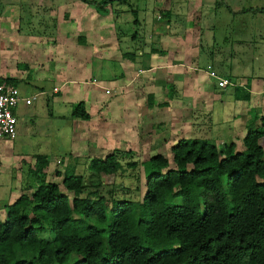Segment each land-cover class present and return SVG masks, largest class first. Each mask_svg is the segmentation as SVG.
Wrapping results in <instances>:
<instances>
[{
  "label": "trees",
  "instance_id": "obj_1",
  "mask_svg": "<svg viewBox=\"0 0 264 264\" xmlns=\"http://www.w3.org/2000/svg\"><path fill=\"white\" fill-rule=\"evenodd\" d=\"M72 116L89 119L82 103ZM245 128L240 149L180 138L172 161L161 154L142 161L140 202L107 198L100 182L90 190L77 159L64 171L62 191L45 180L50 158L37 156L36 189L0 217V264H264V115ZM132 153L89 159L87 170L114 176L121 154ZM47 229L49 238H41Z\"/></svg>",
  "mask_w": 264,
  "mask_h": 264
},
{
  "label": "crops",
  "instance_id": "obj_2",
  "mask_svg": "<svg viewBox=\"0 0 264 264\" xmlns=\"http://www.w3.org/2000/svg\"><path fill=\"white\" fill-rule=\"evenodd\" d=\"M126 1H114L122 3L121 10H114L112 1L103 6L96 0H0V80L16 84L23 97L38 96L29 106H17V124L19 118L26 120L31 114L39 97L45 102L51 99L60 115L62 108L68 110L59 118L76 130L68 154L105 158L114 151L125 153L139 146L160 154L161 147L172 146L181 138L175 131L190 128L192 118L186 116V110H200L210 98L221 100L220 94L229 86L236 87L227 78L231 72L217 76L227 81L225 88L213 85L216 79L212 77V83L199 82L193 58L200 59L204 51L194 28L206 21L205 28L210 25L213 29V17H217L209 11L213 7L217 15L222 10L223 25L218 23V30L228 34L234 19L255 12L262 16L259 8L240 10L251 0H237L239 7L234 11L227 2L221 7L188 0L183 8L188 14L182 21L175 15L176 0H152L149 8L142 9L148 14L149 29L136 20L138 13L126 22L124 9L135 8ZM152 11L159 14L156 20ZM238 33L231 30V34ZM260 88L261 96L264 90ZM180 97L186 99L180 102ZM144 100L150 108L146 113ZM80 103L88 120L72 116L73 107ZM193 103L197 107L192 108ZM232 119L235 126L239 118ZM14 141L0 142L3 163H17Z\"/></svg>",
  "mask_w": 264,
  "mask_h": 264
},
{
  "label": "rangeland",
  "instance_id": "obj_3",
  "mask_svg": "<svg viewBox=\"0 0 264 264\" xmlns=\"http://www.w3.org/2000/svg\"><path fill=\"white\" fill-rule=\"evenodd\" d=\"M96 1H102L103 3L109 0ZM114 1L112 0L111 2L113 9L117 10V8H120L121 10L122 3L116 2L114 4ZM236 1L204 0V3L207 6L210 3H213V5L218 3L222 7L227 2L228 5L230 3V9L233 8L232 11H234V9L239 7H236ZM176 2L178 9L176 7L175 15L182 21L188 14V12L183 11L188 0H176ZM251 2V4L250 2H244L240 6V10L252 8L254 9L253 11H256L259 8L260 11L258 12H261L262 16L255 15V12L254 15H252L253 13L250 15L249 13L239 20L238 18L234 19L235 22H231L232 26L227 28L230 30L228 34H222V29L218 30L216 25L218 23L223 25L221 17L219 18L222 10L217 15L215 9L213 12V7L211 9L208 8L211 11V15L213 13L214 16H217L216 20L213 17V29H210V25L205 28L206 21L200 27L194 28L195 33L198 34L200 49L204 51L201 53L203 57L200 59L197 58L195 61V58H193L194 67L197 69L194 70V73L200 76L199 82L201 84L212 83L214 80L210 77V72L224 77L226 76V72H231L232 74L227 78L236 87L229 86L223 95L220 94L221 100L215 97L210 98L206 101L205 107H201L200 110L193 109L192 112L186 110V116L191 115L192 118L189 125L190 128H183V131L180 132L178 130L179 132L175 131L174 134L179 137L181 136V138L206 139L212 143H216L220 152H223L226 144L230 142L235 143L237 148L240 149L242 139L246 135L245 127L247 121H252V117L255 114L264 115V102L261 99V97H264V92L261 96L258 92L261 89L260 87L264 90V0H251ZM126 4H132L135 7L132 11L129 10V7L124 9L122 16L126 19V22L128 23L136 10L138 13L136 20H139L142 27L149 29V25H146V22H148L146 16L148 14L146 11L142 12V9L149 8L152 5V0H128ZM42 11L44 14L50 15V11L46 9ZM152 13H154L153 18L156 20L159 14L153 11ZM115 17L117 18V15ZM197 18H199V14H197ZM120 20H123L121 15ZM119 25L120 29H122L121 21ZM129 29L130 27L128 26L127 30ZM234 29L239 30L240 33L237 35L231 34V30L234 32ZM214 82L212 83L213 85L217 84L216 80ZM185 99L186 97L178 98L180 102ZM144 102L147 103L144 106L146 109H143V112L146 113L150 108H148V101L144 100ZM196 104L193 103L192 108L197 107ZM58 109L59 107L51 99L45 102V100L39 97L33 106H31V114L26 117V120L19 118L13 143L17 163L13 162L15 160H12V164H6L3 163V160H0V217L2 220L6 218V206L12 204L23 192H27L30 195L36 189L37 184H39L38 177L30 173L37 156H47L50 158L52 164L44 171L46 174L45 180L56 182L60 185L62 191H64L61 186L64 171L68 166L72 167L73 161L77 159L75 163L76 172L84 176L87 186H90L93 182H100L103 186L101 194L107 198L138 202L142 200L145 194L142 161L148 157L157 155V151L146 147H134L131 155L121 154L122 156L119 158L121 168L116 175L102 176L100 178L91 177L87 170V165L88 160L93 159L92 156L75 157L77 154L74 156L68 154L71 151V140L72 143L74 142L71 137L76 130L66 121H62L59 118L62 115L68 114V110L62 108L61 113L63 114L60 115ZM16 114L17 112H15ZM234 117L239 118L235 126L232 123V118ZM173 120L174 122L178 120L176 115L173 117ZM170 147L171 145L161 147L160 154L172 161L169 151ZM119 148L120 150L123 149L122 146ZM83 149L84 152L86 151L85 153L89 152L88 149ZM60 159L64 162L60 163ZM132 164L136 166L132 167ZM171 165L173 166V164ZM7 168L8 171L5 170ZM90 190L96 189L90 186ZM40 236L41 238L48 239V229Z\"/></svg>",
  "mask_w": 264,
  "mask_h": 264
},
{
  "label": "built area",
  "instance_id": "obj_4",
  "mask_svg": "<svg viewBox=\"0 0 264 264\" xmlns=\"http://www.w3.org/2000/svg\"><path fill=\"white\" fill-rule=\"evenodd\" d=\"M210 77L217 80L218 87L227 86V81L219 79L214 72H210ZM105 93L109 94L110 90L105 89ZM37 97V94L23 97L17 86L7 80H0V142L12 141L16 136L17 118L14 112L17 106H29Z\"/></svg>",
  "mask_w": 264,
  "mask_h": 264
}]
</instances>
